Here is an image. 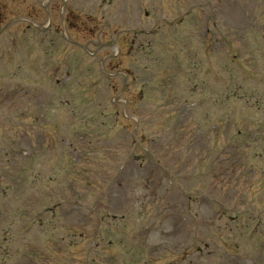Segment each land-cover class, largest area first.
I'll return each instance as SVG.
<instances>
[{
  "label": "rangeland",
  "instance_id": "374dc122",
  "mask_svg": "<svg viewBox=\"0 0 264 264\" xmlns=\"http://www.w3.org/2000/svg\"><path fill=\"white\" fill-rule=\"evenodd\" d=\"M53 2L0 0V27H47L44 5L60 29L41 77L20 41L18 76L0 63V264H264V0H73L75 26ZM105 14L112 38L73 37ZM174 18L153 67L126 58L121 29ZM127 67L120 97L106 77ZM138 73L155 88L137 95Z\"/></svg>",
  "mask_w": 264,
  "mask_h": 264
}]
</instances>
